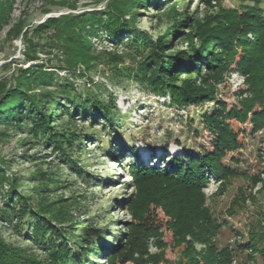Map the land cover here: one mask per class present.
Wrapping results in <instances>:
<instances>
[{
	"label": "trees",
	"instance_id": "1",
	"mask_svg": "<svg viewBox=\"0 0 264 264\" xmlns=\"http://www.w3.org/2000/svg\"><path fill=\"white\" fill-rule=\"evenodd\" d=\"M13 1L0 0V33L10 25ZM151 1L110 0L103 10L47 18L31 30L19 20L8 29L5 40L13 41L21 36L31 52L39 47L32 39L51 31L53 40L49 46L63 57V66L58 67L59 70L82 76L75 71L78 65L88 72L102 66L114 80L125 78L137 83L145 92L159 96L168 94V106L176 109L215 101L214 85L221 82L223 74L228 73L232 65L246 79L247 96L228 111L224 102L216 101L219 109L202 115L207 131L215 136L211 153L192 155L183 149L185 161L163 154L160 158L163 167L154 168L141 163L138 155L125 147L133 157L130 165L121 164V170L130 173L133 182L143 185L146 192L140 194L136 207L141 215L133 214L128 234H123L122 239L113 237L110 243L101 245L106 239L104 236L99 239V229L91 227L92 224L78 223L75 229L70 224L69 229L56 228L55 223L69 222L67 206L59 204L60 200L49 201L47 196L37 193L40 203L34 209L29 205V196L15 193L17 181H8L7 209L2 210V218L10 223L12 219L18 221L13 226L16 230L22 220L30 218V237L44 251V256L26 253L0 238V264H90L89 258L97 254L104 257L105 264L132 261L135 264H159L163 261L161 255L149 256L147 253L151 238L156 239L158 248L161 247V225L153 221L158 208L167 219L164 226L171 231L175 243L183 246L179 264H230L237 249L242 247L261 255L264 260L262 230L259 235L250 233L248 241L235 248L216 246L214 239L221 225L203 207L201 193L209 177L224 180L232 174L221 163L227 152H235L241 147L238 139L241 131L236 130L231 121L239 125L249 121L252 132L262 131L264 139V0H236L241 4L238 8L223 9L212 17L195 21L194 34L198 43L189 39L188 47L175 54L165 52L164 34L152 40L145 32L137 33L135 11L148 6ZM200 1L210 5L220 0ZM180 20L166 32H178L186 22ZM99 31H103L113 44H123L127 49L124 55L97 53L90 39L98 36ZM124 34L131 37L122 41ZM26 56L31 61L36 60L35 56ZM124 58L130 64L125 63ZM192 74L201 85L187 78ZM98 91L101 90L87 92L81 99L70 80L59 79L57 73L48 71L43 65L20 69L10 88L0 86V124L20 127L26 123L30 133L46 136L56 151L63 153L65 158H72L73 154L68 151L77 139H82L81 136L67 128L56 131L52 120L67 116L74 127L75 117L93 123L101 119L109 124V127L103 125L104 129L115 128L116 106L112 99L105 102ZM53 107H58V114L54 115ZM118 137L120 139V134ZM96 138L97 134L89 137L90 141ZM102 149L114 163L121 162L120 153L114 151L113 146L104 145ZM72 162L73 167H77V161ZM6 181L0 169V184ZM37 188L43 191V187L38 185ZM15 204H19L18 207ZM151 206L154 207L152 210ZM195 243L204 245L205 249L197 253Z\"/></svg>",
	"mask_w": 264,
	"mask_h": 264
},
{
	"label": "rangeland",
	"instance_id": "2",
	"mask_svg": "<svg viewBox=\"0 0 264 264\" xmlns=\"http://www.w3.org/2000/svg\"><path fill=\"white\" fill-rule=\"evenodd\" d=\"M109 1L14 0L10 25L0 33L1 87L10 88L18 70L43 65L48 71L57 73L59 79L70 80L81 99L87 92L96 93L101 90L98 93L102 99L105 102L112 99L118 111L117 126L110 130L103 128V125L109 127V124L101 119L93 123L75 117L73 127L67 116H62L60 120L53 118L56 131L67 128L82 138L77 139L69 149L68 152L73 154L72 158H65L63 153L56 151L53 142L46 136H34L30 133L26 123L20 127L0 124V169L7 178L6 182L0 184V238L12 247L35 256H44V251L30 237V218L22 220L18 230L13 227L18 221L12 219L10 223L2 218L9 191L8 181H17L15 193L29 196V205L34 209L40 203L37 193L47 196L49 201L60 200L59 204L67 206L69 222L55 223L56 228L69 229L70 224L75 229L78 223L92 224L91 227L99 229V239L102 236L106 239L101 245L110 243L113 237L122 239L123 234H128V227L134 220L133 214L141 215L136 207L141 199L140 194L146 192L143 185L133 182L130 173L126 174L121 170V164L130 165L133 157L125 151V147L132 149L141 163L154 168L163 167L160 160L163 154L178 156L181 161H185L183 149L192 155L211 153L215 136L207 131L202 115L218 110L216 101L224 102L228 111L231 106L237 105V101L247 96L246 79L232 65L231 70L223 74L221 82L214 85L215 101L198 107L176 109L168 106V94L159 96L145 92L137 83L125 78L114 80L102 66L88 72L78 65L75 71H79L82 76L59 70L58 67L63 66V57L49 46L53 40L51 31L43 33L38 39L30 37L32 42H38L39 45L32 49L33 52L28 51L21 36L13 41L5 40L8 29L19 20L31 30L47 18L103 10ZM240 5L236 0L213 1L210 5L200 0H152L148 6L139 7L135 11V28L137 33L145 32L152 40L164 34L162 39L167 43L165 52L175 54L188 47L189 39L198 43L194 34L195 21ZM71 6L74 8L71 9ZM180 19L186 22L179 31L168 34L166 31H170ZM130 37V34H124L121 39L126 41ZM108 38L103 31H99L98 36L90 39L93 49L97 53L102 52L103 56L108 53L123 56L127 51L126 47L123 44L115 45ZM26 54L35 56L36 60H29ZM124 62L130 64L127 59ZM187 78L201 85L195 80V74ZM52 110L54 115L58 114V107H53ZM231 123L236 130L241 131L238 136L241 147L235 152H227L221 163L232 174L224 180L209 177L208 184L201 193L203 207L221 225L214 243L217 247L228 245L235 248L237 244L246 243L250 233L259 235L261 230L264 231V227H261L264 224V139L262 131L252 132L249 121L243 125L234 121ZM95 134L97 138L90 141L89 137ZM164 144H167L166 149ZM104 145L113 146L114 151L120 153L119 164L111 166L113 161L102 149ZM73 160L77 161V167H73ZM38 185L43 187V191L37 188ZM131 202L133 203L130 204ZM152 208L154 207L151 206L150 210ZM153 221L161 225V247L156 246V239H149L148 255H161L163 261L159 264H179L183 246L175 243L171 231L164 226L167 219L159 208L155 209ZM194 248L197 253H201L205 246L195 243ZM102 259L104 257L97 254L89 258V263L105 264ZM230 264H264V260L261 255L242 247L237 249Z\"/></svg>",
	"mask_w": 264,
	"mask_h": 264
},
{
	"label": "bare ground",
	"instance_id": "3",
	"mask_svg": "<svg viewBox=\"0 0 264 264\" xmlns=\"http://www.w3.org/2000/svg\"><path fill=\"white\" fill-rule=\"evenodd\" d=\"M172 149L175 150V148ZM141 151H143V149H141ZM111 166H114V162H111Z\"/></svg>",
	"mask_w": 264,
	"mask_h": 264
}]
</instances>
